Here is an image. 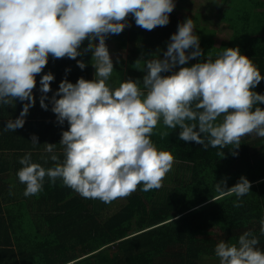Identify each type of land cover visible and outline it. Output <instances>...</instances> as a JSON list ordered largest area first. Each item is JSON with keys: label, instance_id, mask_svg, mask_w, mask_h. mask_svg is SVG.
Instances as JSON below:
<instances>
[{"label": "clouds", "instance_id": "9594fccd", "mask_svg": "<svg viewBox=\"0 0 264 264\" xmlns=\"http://www.w3.org/2000/svg\"><path fill=\"white\" fill-rule=\"evenodd\" d=\"M175 7V0H0V106L17 98L27 101L19 116L6 122L5 131L24 126L34 105L36 75L49 55L76 60L87 40L83 51L91 53L95 70L91 80H62L53 94L51 111L60 125H68L59 143L64 158L55 154L56 145L44 144L53 167L32 162L31 153L19 160L17 177L26 197L42 192L45 178L50 184L59 179L83 198L104 203L125 198L138 186L145 192L160 189L175 162L170 151L159 150L151 140L161 120L169 129H180L179 140L204 150L237 149L245 135L264 138V108L257 106L264 105V94L254 91L264 75L238 47L224 48L215 60L208 57L174 70L202 55L191 18L177 25L163 59L145 60L142 82L126 79L115 88L109 84L114 67L106 38L130 27L129 16L145 30L166 26ZM77 66L83 70L87 65L78 61ZM53 80L49 72L39 81L45 110L44 94ZM37 139L31 137L33 146ZM218 154L223 157L224 152ZM250 188L243 176L230 188L225 180L214 183L217 199L236 196L234 207L241 206L240 198ZM259 223L264 235V218ZM258 244L245 231L237 243L221 240L214 251L219 264H264Z\"/></svg>", "mask_w": 264, "mask_h": 264}, {"label": "trees", "instance_id": "16d2710c", "mask_svg": "<svg viewBox=\"0 0 264 264\" xmlns=\"http://www.w3.org/2000/svg\"><path fill=\"white\" fill-rule=\"evenodd\" d=\"M217 10L230 31L219 45L215 30L197 23L200 14L187 13L182 19L174 8L169 23L151 31L135 25L129 16L131 26L110 35L126 53H120L113 75L123 82H142L145 60L163 59L180 19L188 18L194 22L202 55L184 67L208 57L215 60L224 48L238 47L264 75V0H220ZM54 60L61 61L57 70ZM66 61L49 56L45 67L53 68L55 77H60L57 71L72 74L74 61L87 65L83 70L77 66L76 76L92 70L85 54ZM254 91L264 94V80ZM179 131L161 120L151 136L156 147L170 151L175 160L162 187L145 192L138 186L111 203L83 198L59 179L55 184L46 181L42 194L23 198L25 185L16 171L21 165L7 175L0 173V264H219L216 244L221 240L235 244L245 231L259 239L257 247L264 251L259 223L264 218V138L245 135L237 149L228 145L204 150L195 142L179 140ZM241 176L251 188L240 198V207L233 206L235 195L217 199L214 183L225 180L230 188ZM12 192L20 195L11 196Z\"/></svg>", "mask_w": 264, "mask_h": 264}, {"label": "crops", "instance_id": "0c3cea01", "mask_svg": "<svg viewBox=\"0 0 264 264\" xmlns=\"http://www.w3.org/2000/svg\"><path fill=\"white\" fill-rule=\"evenodd\" d=\"M66 60L67 63H71L69 58L66 57ZM60 62V60H54L52 66L54 65L55 69L57 70L58 68H56V65ZM117 62H113L114 68L117 66ZM76 67L77 63L74 61V69L72 74L70 70L57 71L58 74H60V77L54 76V80L50 83L51 90L47 94H44L47 97V99L44 101V103L47 105V110L40 107V97L42 94L39 91V81L42 75L49 72L54 73L55 71L49 66L45 67L40 74L36 75V86L33 89L34 105L29 109V113L25 117V124L22 128L16 129L14 132L5 131L3 129L6 126V122L8 120H15L19 116V113L23 107V103H27V101L22 103L17 98L15 101L6 106H0V173H4L5 175L9 174L17 163L19 165V160L27 153H31L32 162L39 163L45 168L50 167V164L54 165V162L48 159L50 154L44 151V144L56 145L55 154L60 158L61 161L63 160V147L59 145V143L61 140V133L68 130V125L66 121L63 125H60L57 122L56 115L51 111L52 104L50 103V100L53 94L58 91V86L62 80L66 79L68 82L75 84L79 78L84 77L87 80L94 78L95 70L93 67L90 74L85 71L81 72V74L78 76L75 74ZM122 82L123 81L119 80V76L115 77L112 73L109 79V84L112 87H118ZM58 98L59 97H57V99ZM32 136H36L38 138L37 146H33L31 144ZM46 160L47 162H45ZM46 181H48L47 178H45V182ZM21 190V196L23 197L25 186L22 187ZM43 192L44 187L43 191L37 195H40ZM15 194L17 193L12 192L11 196H16ZM29 197L32 196H28L27 199H30Z\"/></svg>", "mask_w": 264, "mask_h": 264}, {"label": "rangeland", "instance_id": "374dc122", "mask_svg": "<svg viewBox=\"0 0 264 264\" xmlns=\"http://www.w3.org/2000/svg\"><path fill=\"white\" fill-rule=\"evenodd\" d=\"M175 4H176L175 14L177 16L182 17V19L183 16L185 17L188 15L187 13H190L192 15L200 14L197 23L200 24L201 26H207L208 29L215 30L216 32L215 39H217L216 40L217 45H219L220 42L226 40L229 37L230 31L227 30L226 27L224 26L219 11L217 10L218 5L220 4V0H175ZM240 6L241 5L239 4L236 5L237 8H240ZM232 10L233 11L231 12V14H233L234 11L236 12L235 9ZM180 22L182 23L184 22V20L180 19ZM96 42L98 41H94V43ZM87 44L88 41L85 40L82 43L81 48L79 50L82 51V54H85L86 56L89 57V59H91V53L83 51L84 49L87 48ZM106 45L113 62L118 61L121 52L124 56H126V53L124 51H122L120 48H116L117 44H115V41L111 39L110 35L106 38ZM179 67H184V66H178L174 70H178ZM249 136L255 137L256 135L250 134Z\"/></svg>", "mask_w": 264, "mask_h": 264}]
</instances>
